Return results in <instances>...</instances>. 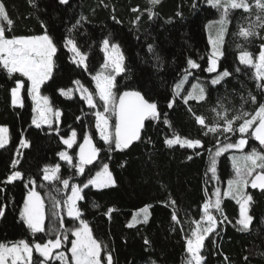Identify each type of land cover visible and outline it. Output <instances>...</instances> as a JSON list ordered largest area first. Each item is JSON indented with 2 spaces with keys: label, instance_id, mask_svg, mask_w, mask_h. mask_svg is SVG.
<instances>
[{
  "label": "trees",
  "instance_id": "trees-1",
  "mask_svg": "<svg viewBox=\"0 0 264 264\" xmlns=\"http://www.w3.org/2000/svg\"><path fill=\"white\" fill-rule=\"evenodd\" d=\"M2 3L14 22L7 35H40L44 32L43 23L58 42L53 76L42 86L41 92L62 114L57 128L33 126L32 103L25 90L27 83L21 93L24 107L11 104L15 80L25 79L9 78L7 72L0 69V126L9 130V143L0 149V188L4 189L0 191V207H4V216L0 217V243L24 239L34 244L47 240L45 233H31L20 220L26 195L31 189L41 197L48 192L52 195L68 192L59 181L49 183L42 179L45 167L59 165L58 174L62 179L81 184L107 163L115 186L100 190L85 188L82 193L85 199L78 202L82 218L93 235L106 246L102 256L106 257L110 252L113 264H185L186 235L194 228L193 221L200 220L203 203L209 198L214 200L212 194L215 190H223L232 177L229 153H224L216 158L217 178H212L208 150L215 152L217 140L222 146L240 138L238 132L235 135H205L206 129L196 122L194 114L204 116L206 122L211 123L216 119L214 109L222 111L226 108L230 114L241 110L254 113L259 104L264 103V90L257 88L253 69L237 61L241 49H247L255 57L264 44V39L251 37L244 40L238 35L241 26L247 27L256 20L258 10L254 7V0H249L253 4L251 16L243 9H229V23L222 46L224 56L218 60L217 73L227 70L231 75L217 85L207 82L210 77L206 73L209 45L205 28L210 24L211 39L215 38L213 32L217 25L212 22L219 19L220 13L203 0H160L155 7L149 0H69L65 5L59 0H33L35 7L29 0H2ZM150 8L155 13L151 17L148 14ZM81 17L85 19L71 36L87 53V70L74 64L63 46L69 29ZM258 31L264 36V29ZM104 39L118 43L124 56L125 71L116 77L114 91L119 95L124 91L138 90L156 102L161 113L158 122H146L141 140L125 151L107 150L108 146L96 135L93 110L88 109L84 101L76 96L64 99L59 95V89L72 87L76 80L95 94L91 77L102 64L100 47ZM189 59L200 67L190 69ZM237 68L241 70L237 72ZM189 72L193 74L191 80L205 82L206 100H190L185 104L175 95V84ZM249 93L256 97V104L251 102ZM172 100L175 103L169 108ZM165 114L171 127L164 123ZM54 129H58L59 134ZM73 130L77 133V143L70 151L73 161L75 148L85 134L91 135L93 143L103 149L94 163L85 167L82 176L59 158V153L64 150L61 138H67ZM174 133L184 138L200 139L204 147L170 148L165 140L172 138ZM251 137H247L244 152L252 149L264 152V148ZM22 139L28 142L26 147L21 146ZM189 156L192 159H188ZM15 158L24 179L5 184L6 177L13 171L11 164ZM29 179L35 184H29ZM246 192L252 197L248 207V214L253 217L249 230L242 231L237 224V202L233 198H221L222 214L215 210L213 214L220 219L226 216L227 220L218 224L216 231L205 240L202 264H264V191L247 188ZM172 201L176 202L175 205L171 204ZM145 207L148 208L147 221L128 227L132 213ZM110 208L114 211L109 218L105 213ZM174 210L179 224L172 220ZM62 219L61 229L78 227L76 220ZM71 240L69 235L66 250ZM145 240L149 243L146 244ZM50 264L61 263L50 261Z\"/></svg>",
  "mask_w": 264,
  "mask_h": 264
},
{
  "label": "snow or ice",
  "instance_id": "snow-or-ice-1",
  "mask_svg": "<svg viewBox=\"0 0 264 264\" xmlns=\"http://www.w3.org/2000/svg\"><path fill=\"white\" fill-rule=\"evenodd\" d=\"M29 2L32 3L33 7L36 6L33 0H29ZM59 3L67 4L68 0H59ZM149 3L152 7H155L160 3V0H149ZM206 3L221 12L219 20L212 22V24L219 25V27L216 30V38L214 40L210 39L212 52L209 57L210 66L207 68L208 72H216L218 59L224 56L222 46L229 23V9H243L251 16L253 4L249 3V0H206ZM254 7L258 10L255 13L256 20L250 22L247 27L241 26L238 32V35L244 40H248L251 37L264 39V36L258 31V29H264V0H254ZM133 11L139 10L133 9ZM148 14L149 17L155 15L151 8L148 10ZM84 19V17H81L69 29V35L63 40V46L72 53V62L77 64V66H83L87 70V53L81 50L75 38L71 36V32L78 29ZM5 22L7 26H5ZM13 24V20L8 16L5 6L0 0V69L6 71L9 78L13 76L25 78V80H20L19 78L15 80V87L11 89L12 106L24 107L21 90L25 89V84L28 83L30 86L25 90L34 104L33 112L37 113L32 118V124L37 128H40L42 124H46L51 129L53 122H58L62 113L60 110L53 108L47 95L41 94V87L53 76L59 47L58 42L48 32L47 26L43 23L41 25L44 28L43 34L9 36L7 33L11 31ZM101 50L105 53L104 64L101 71L96 72L92 76V80L95 81V94L84 87L79 80L74 81V83L78 86L77 91L80 92L81 99L87 103L89 108L94 109L95 128L99 133L100 140L103 141L104 145L108 146L107 150L109 152L125 151L134 142L141 140V132L145 129L146 122H158L161 113L157 103L146 98L138 90L124 91L119 95L114 91L117 87L116 76L125 71L124 56L120 45L111 42L109 39L102 41ZM238 59L240 64L255 69V78L258 81L256 86L264 90V44L260 46L258 56L254 57V54L247 49H241ZM188 65L191 69L200 67L197 62L191 59L188 60ZM240 70V68L236 69L237 72ZM185 71L187 73V69ZM230 75L229 71L224 70L211 80V84L217 85ZM183 82L176 86L177 95H179ZM59 92L60 95L71 98L73 89L65 90L61 88ZM96 97L102 103L100 109L97 108ZM206 98V89L200 85H193L192 91L184 97V103L188 104L190 100L200 102L206 100ZM249 98L253 104L257 103L256 97L251 93H249ZM174 103L175 100L170 101L168 107L172 108ZM220 107L223 108L222 105ZM189 111H191V108H189ZM214 111H216V119L211 123L206 122L204 116L194 114L196 122L201 125L202 129H206L205 135H235L237 132L240 134V138L236 142L225 143L221 147V141L217 140L215 152L212 149L208 150L211 157L209 171L212 173V178L216 179V158L222 153L229 149L243 151L248 144L247 137L249 135L258 141L261 147H264V103L259 104L254 113L241 110L236 114H230L226 108H223L222 111L216 109ZM112 117H115L114 122ZM164 123L171 127L166 114ZM54 130L59 134L58 129ZM8 133L7 127L0 126V149L5 148L9 143ZM61 139L71 149L76 144L77 133L73 130L70 136L67 138L62 137ZM83 140L84 143L79 145L78 163L73 164V157L67 152L59 153L61 159L72 165L78 174H83L85 166L93 164L103 150L93 143L91 135L85 134ZM165 143L170 148L176 145L191 149L204 147L200 139L184 138L175 133L172 138H167ZM20 144L26 147L28 142L22 139ZM17 155H19V151ZM188 159H192V157L189 156ZM232 159L235 176L233 179L228 180V191L224 192L223 195L225 197L232 196V198L236 199V202L240 205V218L237 220V224L240 225V230L248 231L253 217L248 214V205L252 201V197L247 194L246 190L251 186L264 191V152L252 149V151L242 157L237 158L234 156ZM18 163V160H13L11 164L13 171L6 177L5 184L24 179V174L17 168ZM59 170V165L51 168L45 167L43 169V179L59 181L64 189H70L71 195L67 196L63 201V207L66 208L67 216L70 219L79 221V226L63 232L52 230L50 234H54L55 238H50L46 242L32 244L21 239L11 243H0V264H50V261L55 260L61 261V264H113V257L110 252L107 253L106 257L102 256L106 246L93 235L92 229L82 218L83 212L81 208L78 207V201L85 199L82 194L83 190L88 188L89 185L97 189L115 186V180L108 164H103L102 169L96 173L95 177L83 183L82 186L70 185L69 179H62L59 176ZM28 183L34 185L35 181L29 179ZM25 186L27 187V185ZM3 190V188H0V191ZM212 195L215 199L209 198L203 203V215L199 221H193L195 228L186 235V252L188 253L186 264H202L205 259L202 255L205 240L216 231L218 224H223L227 220L226 216L220 219L213 214V210L222 214L220 189L217 188ZM175 203V201L171 202L172 205H175ZM55 206L57 208L61 207V202L56 201ZM112 211L114 209L110 208L105 214L109 215L110 218ZM142 211L144 213L143 221H136L134 218V223L147 221L148 208L145 207ZM3 216L4 207H0V217ZM20 218L31 233L35 234L45 231L43 203L34 189L28 192ZM172 220L177 224L180 223L175 210L172 214ZM134 223H129L128 227H133ZM60 227L63 228L62 218ZM69 233L71 237H74L70 241V258L66 256L64 251H58L64 246L65 242L69 241ZM145 243L148 244L149 242L145 240ZM34 252L38 256L34 257ZM244 259L247 260V257Z\"/></svg>",
  "mask_w": 264,
  "mask_h": 264
},
{
  "label": "rangeland",
  "instance_id": "rangeland-1",
  "mask_svg": "<svg viewBox=\"0 0 264 264\" xmlns=\"http://www.w3.org/2000/svg\"><path fill=\"white\" fill-rule=\"evenodd\" d=\"M204 1V3L206 4V5H208L207 3H206V0H203ZM208 6H210V5H208ZM211 7V6H210ZM219 13H220V15H221V12L219 11ZM219 18H220V16H219ZM219 20V19H218ZM210 25V24H209ZM209 25L208 26H206V28H205V32H206V37H207V42H208V45H209V54H208V59H207V66H206V73L210 76L208 79H207V82H209V84H211V80L212 79H214V78H216L217 77V75L219 74V73H217V71L216 72H208L207 71V68L210 66L209 65V57H210V55H211V52H212V44L210 43V39H211V36H210V33H209ZM214 26H215V24H214ZM219 27V25H217V26H215L214 27V29H215V31L213 32L214 33V36H215V38H216V30H217V28ZM215 38H212L213 40L215 39ZM101 47H102V44H101ZM101 47H100V52H101V54H102V64H101V66L98 68V70H97V72L98 71H101V69H102V66H103V64H104V60H105V53L101 50ZM68 51V50H67ZM69 52V51H68ZM69 54H70V58H71V61H72V53H70L69 52ZM239 55V54H238ZM258 56V55H257ZM220 59V58H219ZM218 59V60H219ZM237 61H238V63L240 64V62H239V59H238V56H237ZM75 64V63H74ZM242 65V64H241ZM243 66H245V65H243ZM81 68H84L83 66H80ZM248 67V66H247ZM251 68V67H250ZM191 69V68H190ZM253 69V68H252ZM253 71H254V74H255V69H253ZM95 75V74H94ZM119 76V75H118ZM117 77V76H116ZM193 78V74L191 73V72H189L188 74H185L183 77H181V80L178 82V83H176L175 84V86H174V88H173V91H174V93H175V95L176 96H179L180 98H182L183 100H184V97H186L187 96V94L189 93V92H191L192 91V86L193 85H200V86H203L204 88H205V82L203 81V80H198V79H196V80H191ZM25 79V78H24ZM182 81H184L183 83H182V87H181V89H180V91H179V95H177L176 94V91H177V89H176V86H177V84H181V82ZM91 82H92V86H93V92L95 93V81H93L92 80V77H91ZM46 83V82H45ZM212 85V84H211ZM28 86H30L28 83H27V87ZM43 86V85H42ZM85 87V86H84ZM71 89H73V94H72V97L71 98H66V97H64V96H62V95H60V92H59V95L61 96V97H63L64 99H72L74 96H76L78 99H80V100H82V101H84L83 99H81V95H80V92L79 91H77V88H78V86L75 84V83H73V86L72 87H70ZM41 89H42V87H41ZM69 89V88H68ZM65 90H67V89H65ZM21 93H22V90H21ZM41 94H42V92H41ZM42 95H44V94H42ZM29 98H30V100H31V103H32V114H33V116H35V115H37V113H34L33 112V107H34V104H33V102H32V99H31V97L29 96ZM96 99H97V108L98 109H100L101 107H102V103L101 102H99V100H98V97H96ZM196 101V100H195ZM84 103H85V105L87 106V103L84 101ZM11 104H12V97H11ZM87 108L88 109H91V108H89L88 106H87ZM93 110V112H94V109H92ZM33 118V117H32ZM113 118V117H112ZM94 119H95V116H94ZM114 120H115V118H114ZM59 121H60V118H59ZM59 121L58 122H53V125H52V128H57L58 126H59ZM33 126H35V125H33ZM94 126H95V121H94ZM36 127V126H35ZM40 128H47V129H50L49 127H48V125H46V124H42L41 125V127ZM51 128V129H52ZM95 130H96V128H95ZM72 132V131H71ZM71 132H70V134H69V136L71 135ZM96 135H97V137L99 138V133L97 132V130H96ZM257 144H258V146L259 147H261L260 145H259V142L258 141H256L253 137H251ZM100 139V138H99ZM76 143H77V141H76ZM84 143V140H82L78 145H77V147L75 148V151H74V161H73V164H74V162L75 163H78L79 162V159H78V153H79V145H81V144H83ZM62 144H63V146H64V150L62 151V152H67L70 156H72L71 155V153H70V151L72 150V148L76 145V144H74L73 145V147L71 148V149H69L68 147H67V145H65L64 143H63V141H62ZM8 145V144H7ZM6 145V146H7ZM176 146H179V145H176ZM223 146V145H222ZM221 146V147H222ZM180 147V146H179ZM183 148H187V147H183ZM262 148H264V147H262ZM188 149H191V148H188ZM252 151V150H251ZM250 152V151H249ZM249 152H244V150L243 151H238V150H235V149H229L228 151H225L224 153H229L228 154V159H229V164H230V169H231V171H232V177L230 178V179H233L234 178V176H235V171H234V168H233V159H232V157H237V158H239V157H242L243 155H245V154H247V153H249ZM224 153H222V154H224ZM221 154V155H222ZM59 158H60V160L62 161V162H64L65 164H67L68 166H72V165H70L68 162H66L65 160H63V159H61V157H60V155H59ZM15 160H16V158H15ZM88 166V165H87ZM86 167V166H85ZM49 168H51V167H49ZM102 169V166L100 167V169L98 170V171H100ZM97 171V172H98ZM96 172V173H97ZM96 173H94L93 174V176L91 177V178H94L95 177V175H96ZM79 176H82V174H78ZM43 176H44V172H43ZM43 176H42V179H43ZM91 178H88V179H85L84 180V182L83 183H86L89 179H91ZM44 180V179H43ZM45 182H49V183H52V182H54V181H47V180H44ZM228 182V181H227ZM226 182V184H225V186H224V188H223V190H221L220 192H221V198H224L225 196L223 195V193L224 192H226V191H228V183ZM83 183H79V182H74V183H70V185H73V184H75V185H81L82 186V184ZM89 187L90 188H92V189H95V190H100V189H97V188H95V187H93L92 185H89ZM110 187V186H109ZM106 188H108V187H106ZM248 188H252L251 186H249ZM104 189V188H103ZM31 190H33V189H31ZM30 190V191H31ZM28 195V194H27ZM27 195H26V198H27ZM69 195H71V191H70V189H68V192L65 194V195H61V194H59V192H56V195H52V194H50L49 192L48 193H45V195L43 196V197H41L40 195V199H41V201H42V203H43V212H44V217H45V219H44V227H45V231L44 232H40V233H35V234H39V235H43L44 233L46 234V239L48 240V239H54L55 238V235L54 234H50V233H52V230H56V231H58V232H63V231H65V229H61L60 228V225H59V223L61 222V218H67V219H70L68 216H67V210H66V208H64L63 207V201L67 198V196H69ZM25 198V199H26ZM226 198H232V196H227ZM234 199V198H233ZM235 201H236V199H234ZM56 201H60L61 202V207H59V208H57L56 206H55V202ZM79 202V201H78ZM238 204V203H237ZM238 206H239V218H240V205L238 204ZM23 207H24V205H23ZM23 207H22V210H23ZM248 207H249V205H248ZM21 210V211H22ZM21 213V212H20ZM54 213H55V215H54ZM143 217H144V213H143V211L142 210H139V211H137V212H133L132 213V216H131V218L129 219V221H128V224L129 223H134V218H135V220L136 221H143ZM20 220H21V218H20ZM77 221V220H76ZM21 222L24 224V222L21 220ZM78 222V226H79V221H77ZM140 222H136V223H134V226H136L137 224H139ZM25 225V224H24ZM239 225V224H238ZM26 226V225H25ZM133 226V227H134ZM239 227H240V225H239ZM194 228H195V226H194ZM67 230V229H66ZM69 235H70V233H69ZM72 239H74V237H72ZM47 240H39L38 242H36V243H39V242H46ZM35 244V243H34ZM66 248V242L64 243V246L60 249V250H58V251H64L65 253H66V256H68L69 258H70V256H71V253H70V251H69V249H70V246L67 248V250L65 249ZM35 253V252H34ZM35 254H37V253H35ZM38 255V254H37ZM187 258H188V253H187V255H186V259H185V264H186V260H187ZM41 259H43V258H41ZM55 261H58V262H60L61 263V261H59V260H55Z\"/></svg>",
  "mask_w": 264,
  "mask_h": 264
},
{
  "label": "water",
  "instance_id": "water-1",
  "mask_svg": "<svg viewBox=\"0 0 264 264\" xmlns=\"http://www.w3.org/2000/svg\"><path fill=\"white\" fill-rule=\"evenodd\" d=\"M68 1H69V0H68ZM61 5H65V4H61ZM114 118H115V117H114ZM136 142H137V141H136ZM134 143H135V142H134ZM134 143H133V144H134Z\"/></svg>",
  "mask_w": 264,
  "mask_h": 264
}]
</instances>
